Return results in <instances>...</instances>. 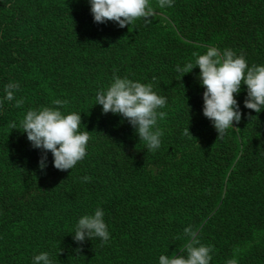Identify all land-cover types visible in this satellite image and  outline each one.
I'll use <instances>...</instances> for the list:
<instances>
[{
  "label": "trees",
  "instance_id": "16d2710c",
  "mask_svg": "<svg viewBox=\"0 0 264 264\" xmlns=\"http://www.w3.org/2000/svg\"><path fill=\"white\" fill-rule=\"evenodd\" d=\"M163 9L162 23L120 28L95 23L87 0H0V264H33L41 252L52 264H159L186 255L188 226L212 246L210 264H264V109L244 107L242 84L241 120L217 137L203 115L199 68L176 71L208 47L264 65V0H173ZM33 70L49 99L32 87ZM114 76L152 83L166 98L159 149L148 151L126 119L95 104ZM9 82L19 84L12 101ZM57 99L90 136L86 156L66 171L51 152L41 169L44 153L20 126L28 110ZM98 208L110 239L75 241L79 219Z\"/></svg>",
  "mask_w": 264,
  "mask_h": 264
},
{
  "label": "clouds",
  "instance_id": "9594fccd",
  "mask_svg": "<svg viewBox=\"0 0 264 264\" xmlns=\"http://www.w3.org/2000/svg\"><path fill=\"white\" fill-rule=\"evenodd\" d=\"M90 11L95 23L108 21L116 23L120 28L134 25L143 19L147 24L155 14L151 0H88ZM156 6L163 9L172 7L173 0H156ZM195 62H188L183 67L177 65L176 71L180 78L194 67L199 68V80L204 88L203 115L209 119L217 132V137L233 129V121L241 120L239 105L235 99L241 85L247 88L244 107L259 114L264 109V65L249 66L243 55H237L231 49L221 52L218 48L208 47L203 54L194 52ZM155 79V77L153 78ZM19 84L9 82L5 85L4 99L12 101ZM67 101L54 100L58 107H43L30 109L20 121L23 132L33 148L44 153L39 161V167L46 166V153L51 152L53 167L60 171L71 170L87 154L89 132L80 131L81 116L77 113H62L59 108L67 105ZM23 100H16L19 108ZM102 106V113L119 114L135 129L140 141H143L148 151H155L161 146L163 132L156 126L158 119L162 120L167 113L159 111L166 106V98L153 91L152 83H141L128 78L114 76L106 90H100L96 95V103ZM12 129L16 124L10 125ZM185 135H190L188 128ZM191 136V135H190ZM89 182L90 177H83ZM58 186V185H57ZM102 209L95 210L93 215L82 216L75 228L73 239L83 242L86 238L98 237L102 242L110 239L108 227L104 221ZM188 238L183 252L186 255H161L159 264H210L212 246L200 243L197 231L188 226L184 229ZM33 264H52L47 252H41L33 258ZM227 264H237L235 258Z\"/></svg>",
  "mask_w": 264,
  "mask_h": 264
},
{
  "label": "rangeland",
  "instance_id": "374dc122",
  "mask_svg": "<svg viewBox=\"0 0 264 264\" xmlns=\"http://www.w3.org/2000/svg\"><path fill=\"white\" fill-rule=\"evenodd\" d=\"M151 4H152V6H153V8L155 10V14L151 18V23H155L156 24V23L164 22L166 20V18H167L166 11L164 9H161V8L157 7L156 6V2L154 0H151ZM39 71H41V73ZM29 77L30 78L32 77V80H33L32 87L36 88V89H39V93H41V94L43 93L44 94V98H48L49 97V94H48L49 92H48L47 89H49V88H45V86H44L45 77H44V75L42 73V70H33L32 72L29 73ZM19 117H21V116L18 113L13 115L14 119H18ZM0 130H5V129H0ZM2 159L3 158L0 156V161ZM259 236H261V235H259ZM258 240H259V237L254 242L256 243V242H258Z\"/></svg>",
  "mask_w": 264,
  "mask_h": 264
}]
</instances>
